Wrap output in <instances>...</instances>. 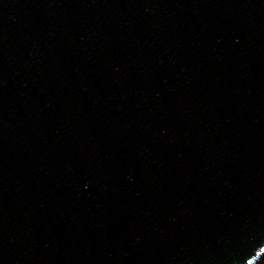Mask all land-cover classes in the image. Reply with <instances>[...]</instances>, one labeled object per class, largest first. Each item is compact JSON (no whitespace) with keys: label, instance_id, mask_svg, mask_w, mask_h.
Here are the masks:
<instances>
[{"label":"water","instance_id":"obj_1","mask_svg":"<svg viewBox=\"0 0 264 264\" xmlns=\"http://www.w3.org/2000/svg\"><path fill=\"white\" fill-rule=\"evenodd\" d=\"M0 264H264V0H0Z\"/></svg>","mask_w":264,"mask_h":264}]
</instances>
